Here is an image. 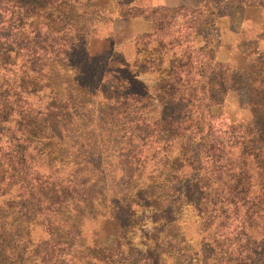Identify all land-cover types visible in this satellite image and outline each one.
<instances>
[{
	"label": "trees",
	"instance_id": "trees-1",
	"mask_svg": "<svg viewBox=\"0 0 264 264\" xmlns=\"http://www.w3.org/2000/svg\"><path fill=\"white\" fill-rule=\"evenodd\" d=\"M105 2L0 0V264H264V57L203 69L182 92L184 71L170 68L153 116L145 94L105 82L116 41L86 35L104 24ZM229 93L242 94L239 122L222 111ZM108 148L117 166L106 170ZM152 167L161 170L147 181ZM134 181L155 223L142 254L125 233L134 204L123 185ZM188 204L197 249L176 232ZM89 220L98 230L84 243Z\"/></svg>",
	"mask_w": 264,
	"mask_h": 264
},
{
	"label": "rangeland",
	"instance_id": "rangeland-1",
	"mask_svg": "<svg viewBox=\"0 0 264 264\" xmlns=\"http://www.w3.org/2000/svg\"><path fill=\"white\" fill-rule=\"evenodd\" d=\"M102 8L109 13L101 18L104 24L96 30L91 28L86 35L102 36L116 41L113 51L117 53L119 63L113 66L105 64L104 71L110 69L105 82L116 87L117 92H124L122 89L127 88L125 92L129 94H145L146 100L155 104L150 111L153 116H158L161 110L158 100L163 95L157 91L158 84L162 86L159 80L168 74L170 68L177 75L184 71L179 75L182 92L183 88L190 85L189 79L198 81L203 69L210 72L216 64H220L230 73L234 68L248 67L256 57H264V0H106L105 5H101ZM90 16L88 18L95 21L96 25L98 15ZM120 16L122 19H119ZM206 35L210 37L205 41ZM89 42L91 45L97 44V40L93 38ZM206 42L209 47L205 50ZM209 51L214 56L212 60L207 58L206 53ZM100 61L95 70H100L105 62ZM226 96L225 109L222 111L226 112L230 122H239L246 117V111L237 104L242 94L229 93ZM51 147L54 149V163L66 161L58 152L62 147L57 146L56 142ZM229 152L237 155L238 150L232 147ZM102 153L103 168L110 169L105 167L106 163H111V167L115 168L117 162L112 157L117 156V150L108 148L102 150ZM89 169L93 173L92 179L100 178L101 175L95 167L90 166ZM160 170H154L153 167L152 171L147 170V181H150L151 176H157ZM108 174H104L107 188L116 186L119 179L109 181ZM141 186V183L135 181L123 185L127 188L129 201L134 204L124 214L126 219L128 216L130 219L125 233L131 242V249L139 254L148 248V236L155 224L152 208L142 206L141 201L138 204L141 198V189L138 188ZM199 223L200 218L195 209L190 204L182 206L176 232L187 239L191 249L198 248L196 243L199 240ZM84 224L85 243L93 238L98 227L92 220L85 221ZM100 231L102 232V228ZM166 258L164 256L166 264L174 263Z\"/></svg>",
	"mask_w": 264,
	"mask_h": 264
}]
</instances>
